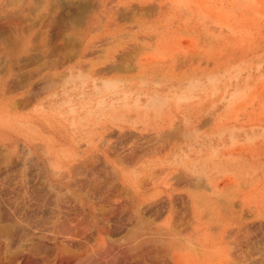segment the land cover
Here are the masks:
<instances>
[{"label":"rangeland","instance_id":"374dc122","mask_svg":"<svg viewBox=\"0 0 264 264\" xmlns=\"http://www.w3.org/2000/svg\"><path fill=\"white\" fill-rule=\"evenodd\" d=\"M263 129L264 0H0V264H169L168 199L138 205L137 181L171 171L181 209L178 172L230 174L235 221L230 189L262 183ZM149 235L168 247L139 245Z\"/></svg>","mask_w":264,"mask_h":264},{"label":"bare ground","instance_id":"6f19581e","mask_svg":"<svg viewBox=\"0 0 264 264\" xmlns=\"http://www.w3.org/2000/svg\"><path fill=\"white\" fill-rule=\"evenodd\" d=\"M110 2V1H109ZM119 2V1H118ZM155 2V4H158L156 1H154ZM113 3V2H112ZM135 3H137V2H135ZM153 3V2H152ZM152 3L150 4V5H152ZM167 3H170V2H168L167 1ZM134 4V3H133ZM149 5V6H150ZM165 6H167L166 5V3L164 4ZM122 6V5H121ZM120 6V7H121ZM137 6H139L138 4H137ZM141 6V5H140ZM159 6V5H158ZM163 6V5H162ZM161 6V7H162ZM142 7V6H141ZM140 7V8H141ZM143 7H145V6H143ZM152 7L153 6H151V9H152ZM154 7H155V5H154ZM135 8H136V6H135ZM139 8V9H140ZM147 8V7H146ZM123 9H125V8H123ZM122 9V10H123ZM154 9V8H153ZM185 9V8H184ZM117 10V9H116ZM137 10V9H136ZM144 10H145V8H144ZM108 11V10H107ZM141 11V10H140ZM146 11V10H145ZM3 12H4V10H3ZM2 12V13H3ZM134 12V11H133ZM125 13H127V12H124V15H125ZM130 13V12H129ZM137 13V12H136ZM8 15H9V13H7ZM127 15H129V14H127ZM126 15V16H127ZM139 15V14H138ZM147 15V14H146ZM130 17V16H129ZM128 17V18H129ZM131 17H132V15H131ZM138 19V18H137ZM210 19V18H209ZM208 20V19H207ZM11 22V21H10ZM130 26V25H129ZM191 27V26H190ZM210 27H212V26H210ZM218 27V26H217ZM220 27V26H219ZM199 29V28H198ZM144 36H145V34H144ZM152 36V35H151ZM154 37H156L155 35H153ZM140 38H141V36H139ZM154 37H150L151 39L150 40H155V38ZM203 37V36H202ZM144 38H147V37H144ZM154 38V39H153ZM132 39V38H131ZM149 39V38H148ZM142 40H144V39H142ZM189 41V40H188ZM155 42V41H154ZM129 43V42H128ZM137 43V42H136ZM135 43V44H136ZM129 45H130V43H129ZM133 45V44H132ZM131 45V46H132ZM141 45V44H140ZM153 45H154V43H153ZM137 46V45H136ZM142 46V45H141ZM141 46H140V48H141ZM128 46H126V48H127ZM133 48L135 47V46H132ZM138 47V46H137ZM205 47V46H204ZM260 47V46H259ZM131 48V47H130ZM129 48V49H130ZM233 48V47H232ZM128 49V48H127ZM200 49H201V47H200ZM131 50H132V48H131ZM136 50H137V48H136ZM133 51V50H132ZM138 51V50H137ZM239 52H240V50H238ZM127 52V51H126ZM57 53V52H56ZM86 53V52H85ZM128 53H130V51L128 52ZM137 53V52H136ZM195 53V52H194ZM133 54V53H132ZM190 54V53H189ZM85 55V54H84ZM129 55V54H128ZM127 55V56H128ZM134 56V55H133ZM132 56V57H133ZM189 56V55H188ZM83 57V56H82ZM132 57H130V58H132ZM182 57V56H181ZM184 57V56H183ZM198 57V56H197ZM148 58H149V56H148ZM195 59V58H194ZM130 60V59H129ZM135 61H136V59H134ZM178 60H180V59H178ZM186 60H187V58H186ZM189 60H190V57H189ZM63 61V60H62ZM131 61V60H130ZM135 61L134 62H131L132 64L133 63H135ZM140 61L142 62V63H146L147 62V58H145V57H142V58H140ZM213 61V60H212ZM181 62V61H180ZM179 62V63H180ZM186 62V61H185ZM195 62H197V61H195ZM58 63V62H57ZM57 63L55 64V66L57 65ZM205 63V62H204ZM212 63V62H211ZM79 64V63H78ZM88 64V63H87ZM59 65H60V63H59ZM137 65V64H136ZM211 65V64H210ZM159 66V65H158ZM163 66V65H162ZM167 67V66H166ZM150 68V67H149ZM179 68H180V65H179ZM202 72V71H201ZM157 78V77H156ZM160 78V77H159ZM156 82V81H155ZM4 82L3 81H1V84H3ZM238 89V88H237ZM212 105V104H211ZM221 105V104H220ZM211 107V106H210ZM220 107H222V105L220 106ZM207 110V109H206ZM213 111V110H212ZM216 111V110H215ZM215 111H213V114L215 113ZM202 115L203 114H201V113H199V110H198V112H196L195 113V115H193V116H190L188 119L189 120H192V121H195L196 123H203V120H202ZM212 116V115H211ZM208 117V116H207ZM213 117H215V114H214V116ZM208 120V119H207ZM210 120H211V118H210ZM209 120V121H210ZM169 121V120H168ZM212 121V120H211ZM206 122V121H205ZM211 123V122H210ZM200 125V124H199ZM202 125V124H201ZM203 125H204V123H203ZM264 130V129H263ZM237 131H238V129H237ZM255 132V131H254ZM223 135V134H222ZM193 136V135H192ZM234 141V140H233ZM263 157V156H262ZM130 158V157H129ZM135 161V160H134ZM134 163V162H133ZM163 170V169H162ZM161 170V171H162ZM58 172H61V171H58ZM154 172H156L155 170H154ZM160 172V171H159ZM163 172H165V171H163ZM63 173V172H62ZM177 173V172H176ZM181 173H183V172H181ZM161 174V173H160ZM66 175V174H65ZM178 175V174H177ZM177 175H175V176H177ZM181 174H179L178 176H180ZM182 175H184V174H182ZM228 175H230V174H225V176H228ZM102 176V175H101ZM171 176V175H170ZM198 176V175H197ZM196 176V177H197ZM202 176H204V174L202 175ZM223 177L222 178V187L223 188H226L225 190H227L228 188H229V186H228V183H229V181H230V177ZM262 176H263V178H262V183L261 182H258V183H260V184H257L256 182H257V180H260V176L258 175V174H255L253 177L252 176H250V178L249 179H247V181H243V183L242 184H240V185H238V186H234L232 189H230L231 190V195L234 197V199H236V200H238L239 201V205L238 204H236V205H238L239 206V209H237V210H233L234 212H232V215H233V219L235 220V221H232V220H229L228 222H227V224H228V229H230V228H234L235 226H236V230H235V232H233L232 230V232H228L229 234H227V239L228 238H231V239H233V242L236 244V247H237V240H239V239H241V240H243V241H245V242H243V241H241V242H243V243H246L247 244V246L245 247V249L247 248V250H248V247L250 248H252V247H254V250H257V252L255 253L254 251H253V257L250 255V257H248L249 255H247V256H244V257H248V262H247V264H251V262H253V264H259L258 262H260V264H264V169L262 170ZM261 176V177H262ZM66 177V176H65ZM68 177H70V174L68 175ZM72 177V176H71ZM194 177V180H195V176H193ZM193 177H191V179L193 178ZM169 178H171V177H169ZM168 178V179H169ZM182 178V177H181ZM184 178V177H183ZM204 179H205V176H204ZM203 179V180H204ZM157 180V179H156ZM155 180V181H156ZM184 180V179H183ZM150 181H151V179H150ZM75 182V181H74ZM200 182V181H199ZM205 182H206V180L205 181H203V185L205 184ZM193 183H194V181H193ZM207 183V182H206ZM196 184V183H195ZM195 184H191V185H194L195 186ZM199 184V183H198ZM200 184H202V183H200ZM206 185V184H205ZM208 185V184H207ZM202 186V185H201ZM200 186V187H201ZM209 186V185H208ZM146 187H148V185L146 186ZM197 187V186H196ZM206 187V186H205ZM207 188V187H206ZM209 188V187H208ZM207 188V189H208ZM231 188V187H230ZM149 189V188H148ZM83 190V189H82ZM209 190H210V188H209ZM192 191V190H191ZM106 194V193H105ZM127 195V194H126ZM230 195V196H231ZM166 196V195H165ZM164 196V197H165ZM188 197V196H187ZM115 198V197H114ZM167 198V197H166ZM186 198V197H185ZM189 199V198H188ZM194 199H196L195 197H194ZM224 200V199H223ZM229 200V199H228ZM139 201H140V198H139ZM138 201V202H139ZM189 201L190 200H188L187 201V206L189 205L188 203H189ZM225 201V200H224ZM176 202V201H175ZM141 203V201L139 202V204ZM186 203V202H185ZM220 204V203H219ZM86 205V204H85ZM175 205V204H174ZM221 205V204H220ZM101 207V206H100ZM175 207V206H174ZM190 207V210H191V206H189ZM225 207L226 208H228L229 206L228 205H225ZM225 208V209H226ZM98 210H99V206H98V208H97ZM103 209V208H102ZM186 209V211H188L187 210V208H185ZM87 210V209H86ZM179 210V209H178ZM183 209L181 208V211H182ZM92 211V210H91ZM181 211L179 210V212L181 213ZM184 211V210H183ZM182 211V212H183ZM228 211V210H227ZM98 212V211H97ZM176 212V211H175ZM185 212V211H184ZM189 212V211H188ZM228 212H230V211H228ZM235 212L237 213L236 215H235ZM176 213H178V212H176ZM180 213H179V215H180ZM187 213V212H186ZM98 214V213H97ZM175 214V213H174ZM90 215V214H89ZM94 215V214H93ZM177 214H175V216H176ZM187 215V214H186ZM235 215V216H234ZM178 216V215H177ZM180 216H182V215H180ZM188 216V215H187ZM187 216H185V217H187ZM192 216V215H191ZM183 217H184V215H183ZM222 217V216H221ZM224 217H225V215H224ZM228 217V216H227ZM162 219H163V217H161ZM178 218H180V217H178ZM187 218H189V217H187ZM192 218H193V216H192ZM160 219V218H159ZM176 219V218H175ZM190 219V218H189ZM227 219H230V218H227ZM117 220V219H116ZM138 220V219H137ZM177 220V219H176ZM175 220V221H176ZM179 220V219H178ZM182 220V223H183V219H181ZM191 220V219H190ZM189 220V221H190ZM194 219H192V221H193ZM195 221V220H194ZM215 221V220H214ZM220 221V220H219ZM154 222H156V221H154ZM170 222V221H169ZM169 222H167L166 224H168V232H169V234H167V233H163L164 234V238L166 237V238H169L168 239V242L170 241V240H172V237L173 236H175V234L173 233V232H171V229H172V226H171V224L169 223ZM196 222V221H195ZM216 222H217V220H216ZM138 223H140V222H138ZM175 223H177V222H175ZM174 223V224H175ZM185 223H188V221H186L185 220ZM185 223H183L182 224V230H181V228H180V230L181 231H183V225L185 224ZM190 223V222H189ZM181 224V223H180ZM180 224H178L179 226H180ZM99 225H100V222H99ZM143 225V224H142ZM141 225V226H142ZM162 225V224H161ZM161 225H159V228L158 229H155V230H161L162 229V227H163V225L161 226ZM188 225H190V224H188ZM220 225V224H219ZM219 225L218 226H216L217 228H219ZM153 226V225H152ZM151 226V227H152ZM155 226V225H154ZM153 226V227H154ZM160 226H161V229H160ZM164 226H166V225H164ZM174 226V225H173ZM185 226V225H184ZM221 226V225H220ZM190 228H191V226H189ZM223 227V226H222ZM92 228H94V227H92ZM141 228V227H140ZM147 228V227H146ZM155 228H157V227H155ZM165 229L167 228V227H164ZM188 228V227H187ZM189 228V229H190ZM153 229V228H152ZM176 229V228H175ZM220 229V228H219ZM65 230H66V226H65ZM167 230V229H166ZM170 230V231H169ZM177 230V229H176ZM175 230V231H176ZM186 230V229H185ZM184 230V231H185ZM213 230V229H212ZM223 230V229H222ZM178 231V230H177ZM215 231H216V229H215ZM214 231V232H215ZM218 231H221V230H218ZM228 231H230V230H228ZM97 232V231H96ZM180 232V231H179ZM128 233H129V231H128ZM135 233V232H134ZM134 233L132 234V236L134 235ZM157 233V232H156ZM159 233V232H158ZM156 234L157 236H159V234ZM162 233V232H161ZM184 233V232H183ZM183 233H180V234H183ZM185 233H187V231H185ZM185 233H184V235H185ZM243 235H242V234ZM94 234V233H93ZM97 234V233H96ZM130 234V233H129ZM140 234V233H139ZM144 234V233H143ZM147 234V233H146ZM162 234V235H163ZM167 234V235H166ZM191 233H189L188 232V234H187V236H189ZM216 234V233H215ZM218 234H220L219 232H218ZM217 234V235H218ZM225 234V233H224ZM88 235V234H87ZM87 235H85L86 237H85V239L83 240L82 239V243H83V245L84 246H86L87 248L89 247V244H88V237H87ZM98 235H99V237H98V241H97V245L99 246L101 243H102V237L100 238V228H99V230H98ZM141 235V234H140ZM151 235V234H150ZM148 236L147 237V239H142L141 237H142V235H141V237L140 236H137V238L138 237H140L138 240H139V245H144V244H151L152 243V245L154 246V247H156L157 249H158V251L157 252H163V251H161V250H164V248H166V247H168V246H165L164 247V243H161L159 240L160 239H158V238H155V237H157V236H155L154 238H151V236ZM166 235V236H165ZM169 235V236H168ZM216 235V236H217ZM223 235V234H222ZM226 235V234H225ZM94 236H95V234H94ZM126 236H127V233H126ZM125 236V237H126ZM153 236V235H152ZM190 236H192V234L190 235ZM193 236H194V234H193ZM192 236V237H193ZM180 238H182L181 236H179ZM185 237V236H184ZM220 237V236H219ZM127 238V237H126ZM159 238H160V236H159ZM165 238V239H166ZM186 238V237H185ZM185 238H182V239H185ZM190 238V237H189ZM195 238H196V235L194 236V239H193V241H195ZM225 238V237H224ZM243 238V239H242ZM223 239V238H222ZM125 240H127V239H125ZM129 240H130V238H129ZM135 240V238L132 240V241H134ZM215 240H216V244H217V242H221V239H219V238H216L215 237ZM229 240V239H228ZM41 241V240H40ZM40 241H38V242H34V244L33 245H31V249H32V251H33V253L35 252V253H39V251H42V250H47V248L48 247H50L48 244H46V243H44V242H40ZM92 241V240H91ZM131 241V240H130ZM128 242L129 244L130 243H132V242ZM193 241H192V243H190V245H189V247L190 248H192V250L193 251H188L186 248H185V250L184 249H182V245L183 244H179V243H173L172 245H171V247L169 248V251H168V254L169 255H172L173 256V258H172V260H168V263L169 264H221V263H224V264H226V263H228V264H242V261L240 260L242 257H243V255H242V257L240 258L239 256V253H241L242 254V251L244 250H242L241 249V247H240V249L242 250L241 252L239 251L237 254L239 255V256H234L235 255V253L234 254H232V256L230 255L229 256V258H227V260L225 259V254H218V252H216V250L215 249H217V248H215V245H214V248L215 249H213V251H215V254L214 253H212V250L210 249V248H208V249H206V250H209V253L208 254H204V256H203V261H200V260H196V255L195 254H193L195 251H194V244H193ZM240 241V240H239ZM117 242H119V241H117ZM126 242V241H125ZM232 242V241H231ZM120 243V242H119ZM123 243V242H122ZM127 243V242H126ZM209 243V242H208ZM234 243H232V244H234ZM240 243V242H239ZM242 243V244H243ZM124 244V243H123ZM129 244H127V245H129ZM161 244H164L163 246L161 245ZM196 244V243H195ZM197 244L199 245L200 243H198L197 242ZM234 244V245H235ZM130 245H132V244H130ZM187 245L188 244H186V246L185 247H187ZM230 245H231V243H230ZM240 245H241V243H240ZM245 245V244H244ZM113 246V245H112ZM123 246H125V245H123ZM134 246V245H133ZM132 246V250H133V248L135 249V247H133ZM152 246V247H153ZM210 246V245H209ZM114 247V246H113ZM127 247V246H126ZM144 247V246H143ZM213 247V246H212ZM238 247H239V245H238ZM56 248H57V250H60L61 252H63V253H68V251L66 250V248L64 247V245L63 244H56ZM130 248H131V246H130ZM156 248H154V249H156ZM188 248V247H187ZM198 248H199V246H198ZM226 248H228V247H226ZM233 248H235L234 246H233ZM127 249V248H126ZM146 249V248H145ZM147 249H149V248H147ZM147 249L145 250V251H147ZM239 249V250H240ZM137 250H138V248H137ZM141 250V249H140ZM139 250V251H140ZM160 250V251H159ZM218 250V249H217ZM222 250L223 251H225L226 249H223L222 248ZM250 250V249H249ZM253 250V249H252ZM87 251V250H86ZM149 251V250H148ZM183 251H185L186 253L185 254H182V253H184ZM234 251H236V250H234ZM238 251V250H237ZM245 251V250H244ZM130 252V251H129ZM129 252H128V254H129ZM142 252V251H141ZM151 251H149V253H150ZM200 252V251H199ZM250 252H251V250H250ZM57 253V252H56ZM165 253L167 254V251H165ZM244 253H246V252H244ZM252 253V252H251ZM53 254V253H52ZM127 254V255H128ZM140 254H142V253H139V257L141 256ZM157 254V253H156ZM202 254V253H201ZM217 254V256L215 257V255ZM236 254V255H237ZM130 255V254H129ZM128 255V256H129ZM159 255H162V253L160 254L159 253ZM158 255V256H159ZM245 255V254H244ZM202 256V255H201ZM259 256V257H258ZM82 257V256H81ZM125 257V256H124ZM131 257V256H130ZM162 257V256H161ZM160 256H159V258H161ZM237 257H239L240 259H237ZM243 257V258H244ZM134 258V257H133ZM251 258H253L254 260L252 261V259ZM14 259V258H13ZM136 259H138V257L136 258ZM153 259V258H152ZM245 259H247V258H245ZM244 259V260H245ZM133 260H135V258L133 259ZM147 260H149V259H147ZM153 260H155L156 261V259H153ZM162 260V259H161ZM161 260H159V262L158 263H160L161 262ZM239 260L241 261L240 263H239ZM138 261V263H140V261L139 260H137ZM157 261H158V259H157ZM238 261V262H237ZM79 262V261H78ZM123 262H124V258H123ZM131 262L133 263L134 261H132L131 260ZM244 262V261H243ZM6 263V262H5ZM51 263V262H50ZM137 262H135V264H138ZM157 263V264H158ZM246 263V262H245ZM244 263V264H245Z\"/></svg>","mask_w":264,"mask_h":264},{"label":"crops","instance_id":"0c3cea01","mask_svg":"<svg viewBox=\"0 0 264 264\" xmlns=\"http://www.w3.org/2000/svg\"><path fill=\"white\" fill-rule=\"evenodd\" d=\"M172 121H173V119H170L168 122L165 121L164 123H171ZM76 157L77 156H72L73 164H75V161L80 159V158H76ZM87 158H89V157H86V156L83 155V161H87ZM154 164L158 165V162L155 160ZM154 170L156 172H154ZM161 170H162L161 168H155V169H153L151 171L150 177H149V180H148V183L150 184V186H148V187H140V185L138 183L140 181H142V180L139 179V182L137 181V185H135L134 196H135L136 202L139 205L140 201H141L140 204H143V203H145L148 200H153L154 201V200L166 195L165 197H167V199H168V203H167L168 213L165 214L163 216V219L161 218L158 222L167 223V222L170 221L169 223L172 224V229L173 230H176V229L178 230V231L176 230L175 232L178 234V239H179L178 243L179 244H183L182 245V249L185 250L186 244L189 242V245H190V243H192V241L194 239V237H193V239L187 237V234L189 232V233H193L194 236L196 235L195 241H193L194 251H195L193 254L196 255V260L203 261L204 254H208L210 249L213 251V249H215L217 247H218L217 249H219L220 251L222 250V248L223 249H227L226 247H231L232 248V252L230 253L231 256H232V254L235 253L234 256H239L240 255L239 256L240 258L242 257V255H243V257L247 256V255H249L248 257H250V253H251L250 250L251 249L249 247H248V250H247V248L245 249L247 244L243 243V242H245V241H243L244 240L243 238H242L243 240H241V239H239L240 241L237 240V242H236L237 243V247H236V244L233 242V239L228 238L229 239L228 240L226 238L227 234H229L228 232H230L228 230H230V229H228V224H227V218L228 217H227V211L225 209L226 208L225 205H227V203H226L225 197L223 196L224 194L222 192V191H225V189H226V188L222 187L223 185H222V181H221L225 174H215L214 172H211V171H210V173H205L204 172L203 173L204 176H205V179H204V176H202L203 174H200V173H198L197 174L198 176L196 177L194 175V171H192L190 173H186V172L185 173L184 172L180 173V172H178V175L181 174V177H186V175H189V179L192 182L191 184H195L196 183L195 186L194 185H190L188 187L189 189H188L187 201L190 200L189 203H188L189 205L187 206V201H186V205H184L186 207H182V209L185 212L183 210H182L183 211L182 212L181 209H179L181 211V213H180L179 210L175 209V207H174V206H177V202H175V200H173L171 198V197L174 196L175 192L177 191V189L175 187H173V186H171L169 184V179L173 178L174 174H172L171 171L166 170V169H163L162 171ZM163 171H165V172H163ZM182 174H184V175H182ZM178 175L175 176V177L178 178L179 177ZM193 176H195V180H194ZM169 177H171V178H169ZM191 177H193V178L191 179ZM150 179H151V181H150ZM205 180H206L207 183L205 182L206 185L205 184L203 185V181H205ZM193 181H194V183H193ZM200 183H202V184H200ZM205 186L207 188L209 187L210 190H209V188L207 189ZM194 197L196 199H194ZM139 198H140V201H139ZM189 206H191V210H190ZM217 207L224 208V209H221V212L218 211V214H217L216 213ZM185 208H187V210L189 212L186 211ZM175 211L178 212V213H176ZM174 213L177 214L178 216L177 215L175 216ZM179 213L182 216H180ZM183 215H184V217H183ZM191 215L193 216V218H192ZM224 215H225V217H224ZM160 216L161 215H159V217ZM185 216L189 217L191 220L189 218L185 217ZM178 217H180V218H178ZM137 219L138 220H136V223L144 222V219H142L139 215H138ZM181 219H183V223H185V220L188 221V223L184 224L185 226L183 225V231H181L182 230L181 227H182V224H183ZM192 219H194L196 222L194 220L192 221ZM216 220H217V222H216ZM99 222H100V225H99L100 238L102 237V239H103V237L105 238V235H107L106 223L103 226V219L101 217L99 219ZM152 222L155 223L154 221H152ZM175 222H177V223H175ZM178 224H180V226ZM188 224H190V225H188ZM218 225H219L220 229L216 227ZM189 226H191V228ZM180 228H181V230H180ZM215 229H216V231H215ZM184 230L187 231V233H185ZM218 230H221V231H218ZM235 230L236 229H232L233 232H235ZM183 232L185 233V235H184ZM218 232L220 234H218ZM180 233H183V234H180ZM179 236H182V238H185V237L186 238L182 239ZM215 237L221 239V242L220 243L217 242V244H216ZM241 241H243V242H241ZM197 242L200 243V244L198 245ZM239 242L241 243V245H240ZM230 243H231V245H230ZM232 243H234L235 245L232 244ZM214 245H215V248H214ZM238 245H239V247H238ZM198 246H199V248H198ZM233 246L235 248H233ZM240 247H241L242 250L244 249L245 251L244 250L242 251L240 249ZM208 248H210V249L206 250ZM234 250H236V251H234ZM239 251L240 252L242 251V254L239 253V255H238L237 253ZM183 252L184 253H182V254L186 253L185 251H183ZM244 252H246V253H244ZM256 252H257V250H255V253ZM239 257H237V259H240ZM243 257L240 259L241 261L242 260L244 261V262L242 261V264H244L245 262H246L245 264H247L248 257H244V258ZM245 258H247V259H245ZM240 260H239V263L241 262ZM258 263L260 264V262H258Z\"/></svg>","mask_w":264,"mask_h":264}]
</instances>
